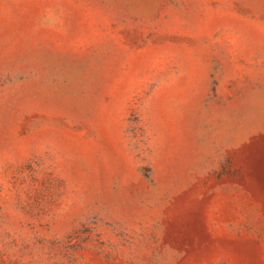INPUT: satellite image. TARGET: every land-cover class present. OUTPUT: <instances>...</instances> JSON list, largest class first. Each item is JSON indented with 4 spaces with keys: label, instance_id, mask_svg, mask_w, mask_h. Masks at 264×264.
I'll list each match as a JSON object with an SVG mask.
<instances>
[{
    "label": "rangeland",
    "instance_id": "1",
    "mask_svg": "<svg viewBox=\"0 0 264 264\" xmlns=\"http://www.w3.org/2000/svg\"><path fill=\"white\" fill-rule=\"evenodd\" d=\"M0 264H264V0H0Z\"/></svg>",
    "mask_w": 264,
    "mask_h": 264
}]
</instances>
